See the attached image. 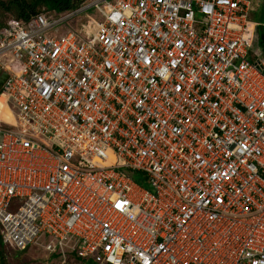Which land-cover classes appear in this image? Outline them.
Segmentation results:
<instances>
[{
  "label": "built area",
  "instance_id": "1",
  "mask_svg": "<svg viewBox=\"0 0 264 264\" xmlns=\"http://www.w3.org/2000/svg\"><path fill=\"white\" fill-rule=\"evenodd\" d=\"M261 2L84 0L1 25L3 242L47 264H264Z\"/></svg>",
  "mask_w": 264,
  "mask_h": 264
},
{
  "label": "rangeland",
  "instance_id": "2",
  "mask_svg": "<svg viewBox=\"0 0 264 264\" xmlns=\"http://www.w3.org/2000/svg\"><path fill=\"white\" fill-rule=\"evenodd\" d=\"M262 2L259 4V9L256 11H253L251 13V18L255 19L258 22H261L262 25L257 29L256 35H255V42L253 44V47L251 49V55L250 58L255 60L257 58H262L264 60V0H261ZM57 3L60 2V0L56 1ZM41 8L44 9V13L48 18H53L60 16L67 12V9H61V8H54L52 7L54 4L53 0H41L40 1ZM262 7V8H261ZM6 15L0 14V21H3L5 19ZM94 17H96L94 19ZM95 20L97 21V15L96 12L92 9H88L84 12H81L72 18H70L68 21L63 22L60 28L67 29L68 27H74L79 25L82 22H85L87 20ZM260 41H262L263 45L260 44ZM7 113H1L0 112V125H4L3 122L12 124V120L8 117V110H6ZM3 256L0 257V264H47V252L42 247H34L31 246L27 250H24L23 252H19L15 250L10 245H3L0 248ZM81 264H88V262L82 261Z\"/></svg>",
  "mask_w": 264,
  "mask_h": 264
},
{
  "label": "trees",
  "instance_id": "3",
  "mask_svg": "<svg viewBox=\"0 0 264 264\" xmlns=\"http://www.w3.org/2000/svg\"><path fill=\"white\" fill-rule=\"evenodd\" d=\"M41 0H0V14L6 15L3 21H0V26L3 25L8 19L14 17L16 19L25 20L30 17L34 12H37L40 7ZM54 4L52 7L61 8V9H73L79 6L84 0H60V2H56L57 0H53ZM59 1V0H58ZM133 177L140 183L145 184L144 177L141 174H134ZM5 245L1 236V225H0V248ZM17 250V249H15ZM19 252H23L17 250ZM0 250V257L3 256ZM79 261L81 259H78ZM83 261V260H82ZM81 264V263H80Z\"/></svg>",
  "mask_w": 264,
  "mask_h": 264
},
{
  "label": "bare ground",
  "instance_id": "4",
  "mask_svg": "<svg viewBox=\"0 0 264 264\" xmlns=\"http://www.w3.org/2000/svg\"><path fill=\"white\" fill-rule=\"evenodd\" d=\"M5 99L3 96H0V112L1 113H7L6 110H8V117L13 121L12 124L15 123V119L12 115V113L9 111L8 107L4 106Z\"/></svg>",
  "mask_w": 264,
  "mask_h": 264
},
{
  "label": "water",
  "instance_id": "5",
  "mask_svg": "<svg viewBox=\"0 0 264 264\" xmlns=\"http://www.w3.org/2000/svg\"><path fill=\"white\" fill-rule=\"evenodd\" d=\"M7 77L8 74L6 72H2V70L0 69V89Z\"/></svg>",
  "mask_w": 264,
  "mask_h": 264
},
{
  "label": "crops",
  "instance_id": "6",
  "mask_svg": "<svg viewBox=\"0 0 264 264\" xmlns=\"http://www.w3.org/2000/svg\"><path fill=\"white\" fill-rule=\"evenodd\" d=\"M262 8V7H261ZM258 9H259V7H258ZM257 9V10H258ZM253 11H256V10H253ZM253 11H251V13L253 12ZM251 13H250V15H251ZM251 17V16H250ZM252 19V18H251ZM252 20H254V21H256L255 19H252ZM260 44H262L263 45V43H262V41H260ZM263 51H264V47H263ZM4 243V242H3ZM5 245H9V244H7V243H4ZM11 246V245H10ZM12 247V246H11ZM34 247H37V246H34ZM15 249V248H14Z\"/></svg>",
  "mask_w": 264,
  "mask_h": 264
},
{
  "label": "clouds",
  "instance_id": "7",
  "mask_svg": "<svg viewBox=\"0 0 264 264\" xmlns=\"http://www.w3.org/2000/svg\"><path fill=\"white\" fill-rule=\"evenodd\" d=\"M41 8V7H40ZM35 13V12H34Z\"/></svg>",
  "mask_w": 264,
  "mask_h": 264
}]
</instances>
